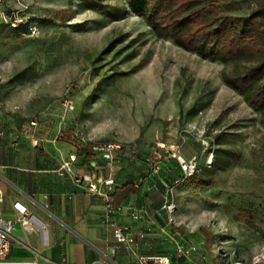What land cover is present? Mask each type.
I'll list each match as a JSON object with an SVG mask.
<instances>
[{"label": "rangeland", "instance_id": "obj_1", "mask_svg": "<svg viewBox=\"0 0 264 264\" xmlns=\"http://www.w3.org/2000/svg\"><path fill=\"white\" fill-rule=\"evenodd\" d=\"M255 5L238 0L231 12ZM4 10L8 110L91 141L136 144L128 151L153 174L152 161H163L156 178L172 187L181 170L160 144L197 155V174L172 190L176 225L200 247L190 264H264V107L226 81L256 58H205L158 36L128 0H4Z\"/></svg>", "mask_w": 264, "mask_h": 264}, {"label": "crops", "instance_id": "obj_2", "mask_svg": "<svg viewBox=\"0 0 264 264\" xmlns=\"http://www.w3.org/2000/svg\"><path fill=\"white\" fill-rule=\"evenodd\" d=\"M75 135L48 119L15 116L0 95V215L15 220L6 264H95L107 256L121 264H138L106 219V199L90 190L87 182L59 171L65 159L80 152ZM128 149L117 152L120 160L113 174L122 187L112 199L133 204L139 217L125 213L119 222L134 226L141 253L171 254L172 244L159 234L160 225L168 222L161 206L166 200L177 203L172 190L182 178L169 186L166 177L159 180V172L153 171L158 158L151 160L153 174ZM75 167L79 173L86 171L83 163ZM97 169L105 176L112 174L105 158L98 160ZM16 201L27 206V222L19 221L23 214L15 208ZM192 262L181 258L175 263Z\"/></svg>", "mask_w": 264, "mask_h": 264}, {"label": "trees", "instance_id": "obj_3", "mask_svg": "<svg viewBox=\"0 0 264 264\" xmlns=\"http://www.w3.org/2000/svg\"><path fill=\"white\" fill-rule=\"evenodd\" d=\"M237 1L128 0V3L158 36L173 38L205 58L224 61L245 56L256 58L257 63L246 72L228 76L226 81L246 93L249 103L260 109L264 107V0H255L256 5L247 14L231 12ZM90 161L88 153L81 162Z\"/></svg>", "mask_w": 264, "mask_h": 264}, {"label": "built area", "instance_id": "obj_4", "mask_svg": "<svg viewBox=\"0 0 264 264\" xmlns=\"http://www.w3.org/2000/svg\"><path fill=\"white\" fill-rule=\"evenodd\" d=\"M6 18L4 10V0H0V21ZM68 108H75V103L71 98L65 100ZM74 143L80 148V152L71 154L65 159L61 165L60 173H70L78 181H85L88 183L90 190L102 195L106 199V219L114 227V233L117 240L122 243L129 254L137 259L138 264H175L178 259L186 258L193 260L195 254L199 252V244L183 231L179 225H176L175 214L179 207L173 200H166L161 206V212L167 213L168 222L159 227V234L163 236L172 244V253H141L139 250V241L134 231L132 224H121L120 218L125 213H130L136 218L139 217V210L136 206L126 202H117L112 199L114 194L122 184L117 182L113 172L117 168V163L120 160L118 151L121 149L137 147L136 144H123L116 141L98 140L90 142L83 136L75 135L73 137ZM162 149H165L171 156L175 157L182 168L185 178L194 175L199 169V157L197 155L186 158L181 153V148L176 146V149L170 151L165 143L160 144ZM91 154V161L83 163L86 166V171L79 173L76 170V164L82 163L81 160L87 154ZM213 154V153H212ZM214 158V156L212 155ZM105 158L109 162V167L112 174L105 176L98 169V160ZM209 166H213V160L210 158ZM162 169L161 161H155L153 171L160 172ZM15 208L23 214L19 218L21 222H27L30 212L27 206L22 201L14 203ZM28 218V219H27ZM15 227V220L0 215V264L9 263L8 254L11 249V236ZM95 264H121L115 259L107 256L105 259L96 261Z\"/></svg>", "mask_w": 264, "mask_h": 264}]
</instances>
